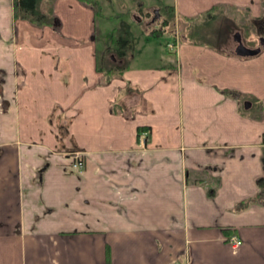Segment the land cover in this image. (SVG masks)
Masks as SVG:
<instances>
[{
  "label": "crops",
  "instance_id": "0c3cea01",
  "mask_svg": "<svg viewBox=\"0 0 264 264\" xmlns=\"http://www.w3.org/2000/svg\"><path fill=\"white\" fill-rule=\"evenodd\" d=\"M53 2L37 27L0 0V264H264V42L235 55L231 18L262 0H173L223 30L109 79L100 13Z\"/></svg>",
  "mask_w": 264,
  "mask_h": 264
},
{
  "label": "rangeland",
  "instance_id": "374dc122",
  "mask_svg": "<svg viewBox=\"0 0 264 264\" xmlns=\"http://www.w3.org/2000/svg\"><path fill=\"white\" fill-rule=\"evenodd\" d=\"M98 7V16L96 18V35L98 41V57L99 61H103L106 64L114 62L115 64L124 65L125 60L130 57L134 59L141 58L145 55L146 50L149 48L152 51L150 53L154 56L155 59H159L160 55H170L167 54L165 50L166 44L168 42H173L174 37L180 38L184 29V23L182 17H177L175 15L174 19L171 20L169 25L163 26L159 22H151L150 15L154 10H160V13L163 12V8L166 4L172 3L173 0H96ZM262 5L264 6V0H262ZM229 17V16H228ZM231 17V16H230ZM249 16L245 13H237L232 15L239 28H242V39L241 42L245 45L256 46L261 41L264 40V11L261 12V27L256 25L255 22L248 18ZM222 16L211 20L209 23V15L198 14L196 17L189 19L191 23H195V26L202 31L200 33H195L196 36H190L193 38L201 37L207 39L208 33L212 31H221L225 25L224 19ZM242 19V20H241ZM243 19L247 22L243 24ZM241 20V21H240ZM250 22V24H249ZM231 23L232 27L233 23ZM240 23V25H239ZM247 28L244 27L245 24ZM122 27H129L131 34V52L130 56L126 58H118L115 54L107 52V43L111 39V34L114 30ZM158 30V31H154ZM155 32L154 35L151 32ZM186 32V31H185ZM188 35V32H186ZM235 32L233 34H236ZM189 36V35H188ZM236 43V42H234Z\"/></svg>",
  "mask_w": 264,
  "mask_h": 264
},
{
  "label": "trees",
  "instance_id": "16d2710c",
  "mask_svg": "<svg viewBox=\"0 0 264 264\" xmlns=\"http://www.w3.org/2000/svg\"><path fill=\"white\" fill-rule=\"evenodd\" d=\"M54 0H13V10H14V17L19 19H24L30 22L33 25L42 26V25H49L54 26L57 23L56 15L53 13V2ZM82 2H86V4L92 6L97 12L98 7L96 0H81ZM173 6L165 5L163 8L164 11H167L170 14V19L173 20L175 17L174 10L172 9ZM209 15V19L207 22L209 23L212 18L215 16L211 12H207ZM189 19L192 18H185L183 19V23H185L186 32H188L189 36H196L195 33H200L198 26H195V23H191ZM170 20V21H171ZM158 31V30H154ZM151 32L154 35L155 32ZM131 30L129 27H122L114 30L111 34V39L107 43V52H111L115 54L118 58H126L130 56L131 52ZM208 38V37H207ZM195 40L198 41H207L201 37H196ZM101 70L105 72V79H109L112 75L120 73L123 69H125L124 65L115 64L114 62L106 64L101 61ZM147 127H139V131L145 130ZM109 264V260L107 261Z\"/></svg>",
  "mask_w": 264,
  "mask_h": 264
},
{
  "label": "built area",
  "instance_id": "2783aa9c",
  "mask_svg": "<svg viewBox=\"0 0 264 264\" xmlns=\"http://www.w3.org/2000/svg\"><path fill=\"white\" fill-rule=\"evenodd\" d=\"M175 43H176V37H174V40L172 43L168 42L166 44V49L169 51H172L175 48V45H174ZM70 159H71L72 169L80 170L82 168V158H80L78 154H73L72 157H70ZM226 241L229 243L230 248L234 250L235 248H238L239 246L242 245V240L239 237H237V235L235 234L227 236ZM176 264H179V263H176Z\"/></svg>",
  "mask_w": 264,
  "mask_h": 264
},
{
  "label": "water",
  "instance_id": "95a60500",
  "mask_svg": "<svg viewBox=\"0 0 264 264\" xmlns=\"http://www.w3.org/2000/svg\"><path fill=\"white\" fill-rule=\"evenodd\" d=\"M159 15V14H158ZM234 42H236V46L234 48V54L235 55H238V56H253V55H256L258 52H260L261 50V45L263 44V40H260L261 42L259 43L260 46L256 47V48H249L247 46H245L243 44L242 39L240 37V33L237 32L235 35H234Z\"/></svg>",
  "mask_w": 264,
  "mask_h": 264
},
{
  "label": "flooded vegetation",
  "instance_id": "af4514ba",
  "mask_svg": "<svg viewBox=\"0 0 264 264\" xmlns=\"http://www.w3.org/2000/svg\"><path fill=\"white\" fill-rule=\"evenodd\" d=\"M163 12L160 13V10H154L151 12L150 19L151 22H159L163 26L169 25L170 24V14L167 11L162 10ZM159 14V15H158ZM236 46V43H235Z\"/></svg>",
  "mask_w": 264,
  "mask_h": 264
}]
</instances>
